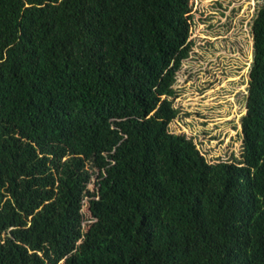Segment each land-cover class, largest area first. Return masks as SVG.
Returning <instances> with one entry per match:
<instances>
[{"label": "trees", "instance_id": "1", "mask_svg": "<svg viewBox=\"0 0 264 264\" xmlns=\"http://www.w3.org/2000/svg\"><path fill=\"white\" fill-rule=\"evenodd\" d=\"M191 12L0 0V264H264V0L232 161L169 128Z\"/></svg>", "mask_w": 264, "mask_h": 264}, {"label": "rangeland", "instance_id": "2", "mask_svg": "<svg viewBox=\"0 0 264 264\" xmlns=\"http://www.w3.org/2000/svg\"><path fill=\"white\" fill-rule=\"evenodd\" d=\"M263 0H191L192 48L177 72L170 130L192 137L209 161L241 158V115L246 112L253 61L252 24ZM95 177L88 185L92 190ZM84 198L86 224L89 203ZM65 264L63 260L61 262Z\"/></svg>", "mask_w": 264, "mask_h": 264}]
</instances>
